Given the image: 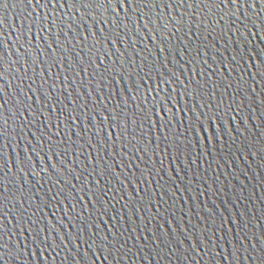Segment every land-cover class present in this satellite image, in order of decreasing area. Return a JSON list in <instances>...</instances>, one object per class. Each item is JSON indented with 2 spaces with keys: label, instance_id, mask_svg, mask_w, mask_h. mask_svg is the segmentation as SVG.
<instances>
[{
  "label": "water",
  "instance_id": "1",
  "mask_svg": "<svg viewBox=\"0 0 264 264\" xmlns=\"http://www.w3.org/2000/svg\"><path fill=\"white\" fill-rule=\"evenodd\" d=\"M114 7L0 0V245L27 246L0 264H260L264 0L247 17L220 0ZM194 106L212 123L193 133ZM106 108L135 123L122 132Z\"/></svg>",
  "mask_w": 264,
  "mask_h": 264
},
{
  "label": "snow or ice",
  "instance_id": "2",
  "mask_svg": "<svg viewBox=\"0 0 264 264\" xmlns=\"http://www.w3.org/2000/svg\"><path fill=\"white\" fill-rule=\"evenodd\" d=\"M73 2L74 3L75 2H79L84 7H89L92 4H96L98 6L107 5L108 7H111L113 2H114V0H73ZM146 2H148V0H115V7L112 8L113 15L118 16L119 15V10H123L127 14V9H131L133 3H137L138 4V8H139V5L144 4ZM255 2H256V0H252V3H249L248 0H242V3L238 5L237 4V0H220L221 4H226V3L227 4H232L235 7V12H231V15H236L237 12H240L241 15H244L245 17H247L248 13H247V11L241 12V9L243 8V5L247 4L248 8H251L255 4ZM29 3H31V0H29ZM35 3H36L37 7H47L49 4L52 3V0H45V3L43 5H41L40 0H35ZM151 3H156V0H151ZM126 5H127V9L125 7ZM166 6H169V5H166ZM189 6H191V5H189ZM61 7H63V5H61ZM138 8L136 10H138ZM221 11H224V9L222 8ZM254 15L259 16V13L258 12L254 13ZM46 18H47V15H45V19ZM223 19H224V17L221 16L220 20H223ZM218 22L219 21H217V23ZM53 23H55V21H53ZM148 23H151V20H149ZM234 23L235 22L233 21V24ZM144 27L147 28V23L144 25ZM165 27H167V25H165ZM40 30H44L43 29V25H41ZM179 30H180L179 28L176 29V31H179ZM29 31H31V28H29ZM166 39H167L166 37L164 39H162L161 43L162 44L165 43ZM49 49H51L50 45H49ZM51 50L55 51V49H51ZM160 51L163 52L164 49L161 48ZM197 54L199 55V52H197ZM262 55H264V53H262ZM232 59L235 61L236 57L233 56ZM25 62H27V61H25ZM205 63H206V61H205ZM261 63L264 64V60H261ZM140 70L143 71L142 68ZM150 73H151V70L149 71V73H146V75L150 76ZM171 75H175V73H171ZM102 79H104V78L102 77ZM113 79H114V77H113ZM185 87H187V85H185ZM229 87H230V85H229ZM29 88H31V86H29ZM101 91H102V89H101ZM134 91L139 93L140 92L139 86L137 88H135ZM171 91H175V90L171 89ZM237 91H239V89H237ZM88 95L91 96L90 93ZM158 98H159V91L157 92V96L153 97L152 99L156 100ZM26 99H31V97H27ZM97 99L99 101V97ZM132 99L136 100L137 97H132ZM163 99L166 100V101H169V102L171 101V97L168 96V95H166ZM147 101H148V95L145 94L144 97H143V100L141 101V103H145L146 104ZM124 102L126 103V101H124ZM119 103L120 102L117 103L116 107H119ZM242 103H243V101H241V104ZM2 107H3V105L0 104V108H2ZM229 107L231 108V105H229ZM239 107H240V105H237V108H239ZM137 108L139 109V105H137ZM139 110L140 111H144L145 113L147 112V109H139ZM106 111H109V115L107 117H105V119H109V120H111L113 122L119 121V123H117L116 126L121 128L122 132H126L127 131L128 125H129L130 122L131 123H135V120L133 119V117L136 116L135 112H133L132 115L129 116L127 114V112H116L115 108H113L112 110H107V108H106ZM161 111H166V108L162 107ZM189 111L192 112V116H187V113H185V117L190 121V123L188 124L187 129H186L187 131H192L194 133L196 125L199 126L201 131H204V123H205V121L201 120L202 116L206 117L207 123L209 124V126H211L212 117L208 116L207 113H205L203 111H200L199 113H197V110H196L195 106L193 108L189 109ZM174 116H175V113H173V117ZM215 116H216L217 120H221L222 119L218 112L215 114ZM8 119H12V117L11 116L7 117L5 119V121H4L5 124H7ZM70 119L75 121L76 119H79V117H70ZM143 119L144 120L148 119V116L145 114L143 116ZM231 119L234 121L235 117L233 116ZM168 123H171V121H169ZM180 123L183 124V120H181ZM140 126L142 127L143 125L141 124ZM236 131L238 132L239 128H237ZM7 135H8V133L6 131L0 130V136H5L6 137ZM165 139H168V137L165 136ZM176 139L179 140V136H177ZM206 139H207V137H206ZM157 147H158V145H157ZM168 147H174L176 149V151L179 153V150H180V145L179 144L168 145ZM31 151L35 152L36 149L32 148ZM136 151L139 152V151H141V149L137 148ZM165 151H167V148L165 149ZM260 157H261V160L264 161V144H262L261 149H260ZM31 161H32V157H27L25 161H20L21 164L25 165V167L23 169H21V171L28 172L31 175H36L35 171L31 167L28 166V165H30ZM161 163H162V161H161ZM52 167L54 168L55 166L53 165ZM73 187H74V185H73ZM21 190H23V185H21ZM0 195H2V194H0ZM53 198H55V197H53ZM21 199L23 200V199H25V197L22 196ZM21 207H23V205H21ZM36 223H37V221H32V224H36ZM165 223H169V222L166 221ZM230 223H235V221H230ZM45 230H52V229H45ZM39 235H40V230H36V236L34 237V239L38 240L39 239ZM54 238L55 239H60L61 242H63V239L66 238V237H61L60 233H59V230H56V236ZM102 239L104 241H107V239H108L107 235L104 236ZM235 239L237 241V243L234 245V248H235L236 252H239L241 249H243L245 252H247L248 251V247H249L248 245L245 244V241H247L249 239L247 233L245 232L242 235H237ZM145 240L147 241L148 238L145 237ZM155 240H160V242L164 243L166 247H167V245H169L171 243V241H168V240H165V239H161L160 236L155 237ZM155 240L153 241V243H155ZM46 241H47V237H45V242ZM209 242H211V238H209ZM175 243H176V248L175 249L169 248L168 250L170 252H178L180 250V247L183 245L184 241L177 239L175 241ZM126 244H127V241H125L124 244H121L120 247H124ZM250 246H251V248L253 250H255V247H256L255 245H250ZM113 247H115V245H113ZM144 247H148V245L145 244ZM89 248H91V245H89ZM0 249H2V251H0V260H2L6 256H12L13 255V251L15 252V255H17V256L20 255L22 251H26L27 246H25V248L22 250L20 248V246H19V243L16 242L15 248L13 249L12 247H10L9 244L5 243L3 245H0ZM116 250L119 251V249H116ZM193 250H195V249H193ZM128 251H130V249H128ZM163 251H164V249H158L157 250V255H159L160 252H163ZM260 252L264 253V246H262L260 248ZM105 259H106V257H105ZM259 259H260V264H264V255L259 257Z\"/></svg>",
  "mask_w": 264,
  "mask_h": 264
}]
</instances>
